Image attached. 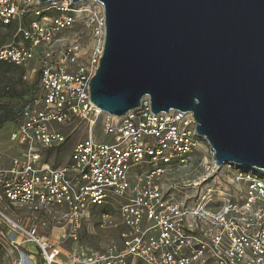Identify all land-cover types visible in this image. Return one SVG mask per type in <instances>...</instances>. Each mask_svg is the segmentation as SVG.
<instances>
[{
	"label": "built area",
	"instance_id": "2783aa9c",
	"mask_svg": "<svg viewBox=\"0 0 264 264\" xmlns=\"http://www.w3.org/2000/svg\"><path fill=\"white\" fill-rule=\"evenodd\" d=\"M39 1L0 0V23L14 26L0 61L39 81L0 149L10 264H264V172L219 166L191 112L155 114L148 97L122 116L96 107L104 5ZM75 122L85 137L56 163ZM90 229L109 232L103 251L82 247Z\"/></svg>",
	"mask_w": 264,
	"mask_h": 264
},
{
	"label": "water",
	"instance_id": "95a60500",
	"mask_svg": "<svg viewBox=\"0 0 264 264\" xmlns=\"http://www.w3.org/2000/svg\"><path fill=\"white\" fill-rule=\"evenodd\" d=\"M95 1L106 33L91 102L191 112L219 166L264 172V0Z\"/></svg>",
	"mask_w": 264,
	"mask_h": 264
},
{
	"label": "rangeland",
	"instance_id": "374dc122",
	"mask_svg": "<svg viewBox=\"0 0 264 264\" xmlns=\"http://www.w3.org/2000/svg\"><path fill=\"white\" fill-rule=\"evenodd\" d=\"M80 31H83L84 40L86 43V48L91 47L94 49L97 46L98 38L91 34H88L85 28L79 27ZM14 33V26H5L0 23V47L4 44L12 41ZM22 69L18 70L14 66H9L7 64L2 65L0 68V149H6L9 144L7 141V130L5 128V123L7 119H13L16 114V109L18 108L21 99L24 95L31 90L21 77ZM22 79V80H20ZM4 120V121H3ZM7 120V121H5ZM5 122V123H2ZM74 129L73 133L69 137L68 143L58 150L56 156V163H64L69 157L70 151L78 140L85 137L87 126L85 123L75 122L69 127L65 128V131ZM107 230H94L81 231L80 235L83 241L87 245H82L84 249L103 251L104 246L107 243ZM81 248V246H74V248ZM68 249L70 247H67ZM17 256V253H9L4 248V241H0V264H10L11 259Z\"/></svg>",
	"mask_w": 264,
	"mask_h": 264
},
{
	"label": "crops",
	"instance_id": "0c3cea01",
	"mask_svg": "<svg viewBox=\"0 0 264 264\" xmlns=\"http://www.w3.org/2000/svg\"><path fill=\"white\" fill-rule=\"evenodd\" d=\"M8 65V64H7ZM10 66V65H9ZM17 68V67H16ZM18 70H20V69H22L23 71H22V74H21V77H22V75H23V73L25 72V70L23 69V68H17ZM20 80H22V79H20ZM38 77L37 76H32L30 79H29V81L26 83V84H28V86H29V88L31 89V90H29V92H27L24 96H30L31 95V92H32V90L36 87V85L38 84ZM8 120V121H7ZM7 120H5V121H7L6 123L5 122H3L2 121V123H5V128H8V130H7V141H8V144H9V146L6 148V149H9L10 147H11V144L9 143V133H10V131L13 129L12 127H13V123H14V118L13 119H10V118H8Z\"/></svg>",
	"mask_w": 264,
	"mask_h": 264
},
{
	"label": "trees",
	"instance_id": "16d2710c",
	"mask_svg": "<svg viewBox=\"0 0 264 264\" xmlns=\"http://www.w3.org/2000/svg\"><path fill=\"white\" fill-rule=\"evenodd\" d=\"M4 64H6V63H5V62L3 63V62L0 61V68H1L2 65H4Z\"/></svg>",
	"mask_w": 264,
	"mask_h": 264
}]
</instances>
